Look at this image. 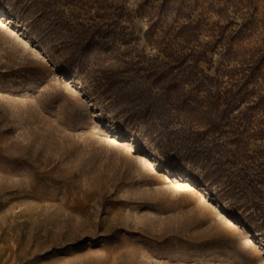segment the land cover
<instances>
[{
    "label": "rangeland",
    "instance_id": "1",
    "mask_svg": "<svg viewBox=\"0 0 264 264\" xmlns=\"http://www.w3.org/2000/svg\"><path fill=\"white\" fill-rule=\"evenodd\" d=\"M0 264H264V0H0Z\"/></svg>",
    "mask_w": 264,
    "mask_h": 264
}]
</instances>
